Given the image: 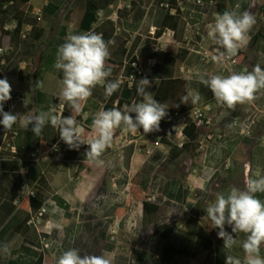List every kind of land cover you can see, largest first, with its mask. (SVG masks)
<instances>
[{
  "label": "trees",
  "instance_id": "1",
  "mask_svg": "<svg viewBox=\"0 0 264 264\" xmlns=\"http://www.w3.org/2000/svg\"><path fill=\"white\" fill-rule=\"evenodd\" d=\"M45 1L41 13L35 15L33 0H0V50H4L0 55V79L7 77L18 88L32 93L30 111L58 110L64 104V116L72 114L66 101L44 87H37V82L44 84L49 73L62 80V72L55 67L58 47L69 34L91 31L102 34L105 41H114L110 45L109 64L113 73L109 79H119L122 83L104 104L93 97L85 103L77 119L85 128L86 141L95 136L92 122L97 112L114 106L122 110L134 99L139 100L136 83L145 76L156 81L154 98L167 104L170 113L185 114L187 120L183 137L172 131L165 135L168 150L156 147L148 152L146 145L130 143L123 148L121 156H115L114 148L109 147L102 156L106 168L102 186L90 202L53 187L55 174L69 166L58 155L63 153L66 159L83 155L74 168L76 177L82 178L92 163L85 155L89 145L70 149L60 139L59 130L50 123L40 137L20 124L14 125L10 132L2 128L0 140L6 138L17 147L15 153L0 151V184L6 183L9 187L7 200L15 204L24 185L35 193L22 198L13 213L0 208V246L11 245V255L0 252V264H57L62 253L72 248L79 249L81 255L111 252L112 264H147L151 254L155 256L152 264H225L227 254L243 260L240 245L244 234H237L238 244L232 249H224V241L217 235L219 229L212 228L205 210L217 194L226 193L232 186L244 187L225 180L221 171L249 166L251 176L258 173L264 176V90L257 93L253 102L234 109L220 103L218 110L210 115L211 124L205 127L197 126L192 111L216 100L200 77L227 76L222 71V63L213 59L218 55L206 57L208 49L218 47L223 51L216 43L207 47L208 25L214 22L217 13L247 11L256 17L247 45L235 55L240 62L237 72L251 71L257 63L264 68V0H179L175 12L171 8L172 0H129V5L118 9L117 21L112 18L101 21V11L108 10L116 0H80V5L76 4L79 0ZM154 26L157 32L163 28L172 30L176 44H191L189 56L169 64L167 58L171 57V51L153 44ZM26 34L40 42L34 52L21 50ZM189 91L200 93L202 99L198 104L181 102ZM122 130L118 129L117 135ZM210 133L213 138H209ZM216 146L221 154L217 160L220 171L206 188L192 189L185 180L175 176L172 165L183 155H189L193 168L203 173L211 164L209 153ZM40 149L43 154L38 158L35 155ZM28 153L35 157H27ZM110 158L114 160L111 162ZM158 174L163 175L166 184L161 193L152 197L151 189ZM113 178L117 179L114 189ZM123 191L131 196L126 199L128 211L113 233L117 220L114 204ZM257 195L264 200V194ZM139 207L141 217L137 227L131 223L135 222ZM41 211L43 216L36 226L31 221ZM49 220L69 225L61 231L48 232L44 227ZM73 220L77 223L70 225ZM164 227L170 229L169 233L159 236V229ZM225 230L231 233L227 225ZM118 242L125 248L117 250ZM260 255L264 258V246Z\"/></svg>",
  "mask_w": 264,
  "mask_h": 264
},
{
  "label": "clouds",
  "instance_id": "2",
  "mask_svg": "<svg viewBox=\"0 0 264 264\" xmlns=\"http://www.w3.org/2000/svg\"><path fill=\"white\" fill-rule=\"evenodd\" d=\"M256 23V17L247 11L242 14L227 10L222 14L217 13L214 22L208 25L207 35L223 51L213 59L223 63L235 56L241 47L247 45L249 33ZM113 43L111 40L105 41L102 34L89 31L69 34L58 47L55 67L63 74L59 97L71 108L72 114L68 117L56 113L54 108L39 113L32 110L23 115L4 111V104L12 99V87L6 77L0 79V124L5 132L20 124L40 137L50 123L59 130L60 139L70 149L79 150L81 145H89L86 158L97 166L104 164L102 156L112 146L118 129L136 133L142 128L144 134L159 132L161 121L168 116L169 107L157 101L154 94L148 91L152 87L151 80L145 76L137 81L132 76L137 81L136 94L140 99H134L122 110L114 106L110 110L97 112L92 122L95 136L87 141L84 139L85 128L77 117L83 113L93 90L97 86L103 87L107 99L121 87V80L109 79L113 73L109 64L110 45ZM200 81L211 90L218 103L234 109L237 105L253 102L257 99V93L264 90V68L257 63L251 71L245 69L227 76H201ZM37 87L43 88V82L38 81ZM201 99L198 91H189L181 102L188 104L190 101L196 105ZM205 173L211 175L212 170L206 169ZM257 194H264V176L246 177L243 188L232 186L226 193L217 194L215 201L205 210L212 228L219 229L217 235L224 241V249H232L238 244L237 234H244L240 245L244 252L243 260L227 254L225 264H264V258L260 255L264 246V200L258 198ZM226 225L231 227V233L225 230ZM0 252L11 255V245L3 244ZM112 256L113 253L107 251L100 255H81L79 249L72 248L62 253L57 264H112Z\"/></svg>",
  "mask_w": 264,
  "mask_h": 264
},
{
  "label": "crops",
  "instance_id": "3",
  "mask_svg": "<svg viewBox=\"0 0 264 264\" xmlns=\"http://www.w3.org/2000/svg\"><path fill=\"white\" fill-rule=\"evenodd\" d=\"M42 4L40 6H36L33 2V4L35 5L34 11L33 13L35 15L38 14V11L41 10L42 6L46 3L45 0H41ZM119 0H116V2H118ZM126 2H129V0H126ZM114 3V4H115ZM114 4H112L111 6H113ZM180 1L179 0H172L171 1V8L172 11L175 12L177 7L179 6ZM110 6V7H111ZM110 8L108 10H102V14H101V21H104V19L106 18H110L111 14H109ZM98 25V24H97ZM28 29H31V26L28 27ZM168 29L163 28L160 31H156V27H153V37H152V41L153 44L156 46H160L163 48H168L171 51V57L167 58V62L169 64H174L176 59H182L185 60L189 54L191 53L193 46L189 43H181V44H176V41L174 40V37L172 35H166ZM165 33V34H162ZM135 34L132 35V38H135ZM145 40H143L141 46L144 45ZM39 41H38V45H39ZM24 44V43H23ZM131 44V42H129V45ZM215 43L210 39L209 43L207 45L208 48L212 47ZM175 45V46H173ZM171 46L175 47L172 48ZM38 47V46H37ZM171 47V48H170ZM37 49V48H36ZM21 50H22V46H21ZM23 51V50H22ZM24 52V51H23ZM31 53V52H28ZM192 71H190L191 73ZM50 74V73H49ZM46 78V76H45ZM152 83V87L148 89V91L152 92L154 94V90H155V86H156V81L151 80ZM45 82V80H44ZM17 86V85H16ZM17 88V87H16ZM45 89V88H44ZM46 90V89H45ZM49 91V90H47ZM53 92L57 95H59L60 90L57 91H50ZM92 97L96 100H98L101 103H105L106 98L104 95V88L97 86L94 90H93V95ZM138 99H140L138 97ZM205 104H209L212 107L216 106V109L214 112H216L220 106V103H218L216 100L215 101H210L207 102ZM4 111L6 112H12L9 107L7 105L4 104ZM15 113H20V114H27L28 112H30V107H29V102L27 103V106H25V104H20L18 105L14 110ZM213 112V113H214ZM170 113V109L168 108V114ZM212 113V114H213ZM88 116V113L85 114V117ZM168 117V116H167ZM167 117L165 119H163L161 121V125H163L167 119ZM0 119H2V116H0ZM3 128V125L0 124V130ZM168 144L165 143V146L163 147L165 150H168ZM210 155H212V160H211V164L208 165L206 169H211L212 170V174L211 175H206L205 170L203 171V173H199L198 170L196 168H193L192 165V161L190 159L189 155H183L181 156L177 161V167L176 170H174V164L176 162L173 163L172 165V169L174 171V174L176 177L181 178L183 180L186 181L187 186H189L192 189L195 188H206L208 183L210 182V180L212 179L213 176H215V174H217L220 171V165H218L217 160L220 157V150L219 148L216 146L215 150L211 149ZM122 155V153H121ZM120 155V156H121ZM31 154H27V157L30 158ZM83 155L76 157V158H69L66 159L65 155L63 153H60L58 155V158L60 161H67L68 163V167H63L61 170H59L55 176H54V180H53V187L56 189V191H66L69 194L73 195V196H77L78 198H80L82 201H93L96 197L97 191L100 189V187L102 186L103 183V178L105 176V171L106 168L102 165V166H97L95 163H91L89 165V167L84 171L82 178L81 177H76V174L74 172V168L77 165V163L82 159ZM245 168V167H243ZM241 168V169H243ZM241 169H236L233 168L232 170H223L221 171V175L222 177L227 180V181H233L236 182L242 186H244L243 183L238 182L236 180L233 179H228L225 176V173H235L240 171ZM257 175H260L259 173L256 174L255 176H251V178H257ZM262 176V175H261ZM166 184V180L163 177L162 174H158L152 189H151V195L152 197H155L156 195H158L159 193H161L164 185ZM112 189L117 187V179L113 178L112 180ZM9 192V187L6 183H1L0 184V208L13 213L14 210L16 209V206L18 205L17 203L15 204H11L8 200H7V194ZM131 198V196L129 195V193L127 191H123L120 196L115 200V204L114 206L116 207L115 210V217H116V222L114 224V226H117L119 221L121 220V218L126 214V212L128 211V205L126 204V199L127 198ZM72 209H75L76 206H72ZM167 208H164V211H166ZM118 217H121L120 219ZM135 222L131 223V225L134 226H139V222H140V217H141V207H139L136 212H135ZM77 221L73 220L70 222L71 224H76ZM69 224L60 221V220H49L44 229L48 232H53V231H61L63 230L65 227H67ZM113 226V227H114ZM169 228L164 227L162 229H159V236H161V232H166L167 234L169 233ZM194 236V234H192ZM124 245L121 242H118L117 244V250H122L124 249ZM152 258L151 262L149 263V259ZM148 259L147 264H152L155 260V256L153 254L150 255Z\"/></svg>",
  "mask_w": 264,
  "mask_h": 264
},
{
  "label": "built area",
  "instance_id": "4",
  "mask_svg": "<svg viewBox=\"0 0 264 264\" xmlns=\"http://www.w3.org/2000/svg\"><path fill=\"white\" fill-rule=\"evenodd\" d=\"M126 5H129V2H126L124 5H120L119 7H117V9L110 16V18L117 21L118 20V12H117L118 9L120 7L126 6ZM40 13H41V10L38 11V14H40ZM101 14H102V11H101ZM166 31H167L166 32L167 34L172 35V36L174 35V32L172 30L168 29ZM3 52H4V50L1 49L0 55L3 54ZM220 52L221 51L218 47H216L214 50L208 49L206 51V57L213 55V54L219 55ZM239 64H240L239 58L237 56H233L230 59H227L222 63V71L226 75H229L232 72H237ZM151 67H152V65H150V68ZM1 73H2V70H1ZM27 94H30V97L32 98V93H26L23 89L17 87L15 95H13L12 99L10 101H8L9 109L12 111V108H14L17 104L23 102L26 99ZM64 109H65V105L62 104L60 106V108L58 110H56V112L58 114L64 115ZM210 115L211 114H209L206 111V107H204L203 105L192 111V116L194 118V122L199 127H205L206 125L211 124ZM186 120H187V116L185 114L171 113V115H170V131L175 133L178 137H183L184 136L183 128H184V123L186 122ZM140 130H143V129L141 128ZM143 135H148V134H143ZM134 136L135 135H133V134L124 135L123 130L121 131L120 134L116 135L114 142L112 144V147L114 148V155L118 156V152L122 153L123 148L130 143H136L139 145H146L148 152H151L156 147H162L163 148L165 146L162 139L157 138V136L155 134L151 135L153 138V145L139 143L138 138L134 137ZM208 136H209V138L214 137V135L211 133ZM2 150H11L12 152L15 153V152H17V147L15 144L8 142V140L6 138H4V139L0 140V151H2ZM42 154H43V150L40 149L38 154L35 156H38V158H39V157H41ZM113 160H114L113 158H110L111 162ZM34 193H35L34 190L30 189L27 185H24L22 190L20 191V195H19L16 203L19 204L22 198L26 197L29 194H34ZM42 216H43V211H41L37 216H35L32 219L31 223L38 226ZM117 228H118V225L114 226L112 229V232L116 233Z\"/></svg>",
  "mask_w": 264,
  "mask_h": 264
},
{
  "label": "rangeland",
  "instance_id": "5",
  "mask_svg": "<svg viewBox=\"0 0 264 264\" xmlns=\"http://www.w3.org/2000/svg\"><path fill=\"white\" fill-rule=\"evenodd\" d=\"M34 4L36 6H40L42 4V1L41 0H33ZM126 3V0H119L118 2H116L113 6L110 7V10H109V14L112 15V13L117 9V7H119L120 5H124ZM77 5H80L81 4V1L79 0L77 3ZM162 34H165V33H162ZM168 35V34H166ZM38 46V41L35 40L34 38H32L29 34H26V42H24V44L22 45V50L24 52H34L36 50ZM0 73H1V67H0ZM8 82L10 83L11 87H12V92H11V96L15 95V92H16V82L13 81V80H10L8 79ZM61 79H59L58 77H56L55 75L53 74H47L46 75V78H45V82H44V88L46 90H49V91H57V90H60L61 88ZM31 97H30V94H27L26 96V99L17 104L14 108H12V112L15 114V112L13 111L18 105L20 104H25V101H26V104L30 101ZM204 107H206V111L209 113V114H212L215 109H216V106L215 107H212L210 106L209 104H204L203 105ZM264 109V108H262ZM168 111V110H167ZM170 115L171 113L168 114V117L165 121V123L163 125L160 126V131L159 132H153V133H150L148 135H143V130H139V132H136V133H132V132H129L127 130H123V133L124 135H135L134 137H137L138 138V141L139 143H143V144H148V145H153V138H152V134H155L157 136V138L159 139H162V141L164 142V137L165 135L170 131ZM126 137V136H125ZM212 144L214 143L211 142ZM208 144V143H207ZM164 145H165V142H164ZM206 145V144H205ZM122 150V149H121ZM121 153L118 152V156H120ZM31 157H35L34 155L31 156ZM179 162V161H177ZM177 162L174 164V170H176V167H177ZM225 176L226 178L228 179H233V180H236L238 182H241L244 184L245 182V179L246 177H250V174H249V166H246L245 168L241 169L240 171L238 172H235V173H225ZM258 176H261V175H257V178ZM119 219L121 217H118ZM167 233L166 232H162L161 235H166ZM153 257H151L149 259V263L151 262Z\"/></svg>",
  "mask_w": 264,
  "mask_h": 264
}]
</instances>
